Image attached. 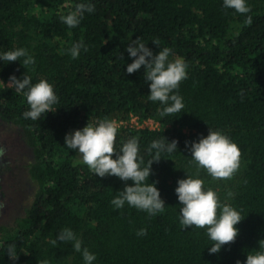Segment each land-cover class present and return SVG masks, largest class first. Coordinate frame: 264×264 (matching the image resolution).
I'll list each match as a JSON object with an SVG mask.
<instances>
[{"label": "trees", "instance_id": "trees-1", "mask_svg": "<svg viewBox=\"0 0 264 264\" xmlns=\"http://www.w3.org/2000/svg\"><path fill=\"white\" fill-rule=\"evenodd\" d=\"M79 3H92L95 11L85 12L71 28L60 17ZM246 3L251 11L241 15L225 8L223 0H0V53L24 48L35 59L27 69L19 60H0V77L8 82L28 72L33 84L47 80L58 97L53 112L33 121L23 116L29 110L23 93L0 87V122L21 131L33 154L28 173L38 186L24 214L0 226V264H85L71 242L51 243L65 228L96 256L92 264H246L249 253L264 251L259 248L264 240V0ZM247 16L251 25L245 24ZM137 37L154 55L168 47L169 60L188 65L176 93L185 105L180 113L160 115L164 106L148 99L143 66L127 73L134 58L126 48ZM81 41L88 50L82 48L74 59L67 50ZM133 116L161 125L159 130L118 127L116 150L137 138L141 167L155 155L148 152L152 141H178L177 150L161 153L151 166L148 182H157L165 202L164 212L154 216L127 203L115 209L111 200L134 182L94 175L65 147V135L87 123ZM210 129L227 135L241 151L238 179L225 191L205 170L197 174L185 146L207 137ZM8 170L3 159L0 179ZM188 176L202 179L205 191L211 188L244 218L235 226V242L217 254H209L214 242L206 229L180 226L183 205L175 189ZM140 229L147 234L138 236ZM13 243L15 260L6 251Z\"/></svg>", "mask_w": 264, "mask_h": 264}, {"label": "clouds", "instance_id": "clouds-1", "mask_svg": "<svg viewBox=\"0 0 264 264\" xmlns=\"http://www.w3.org/2000/svg\"><path fill=\"white\" fill-rule=\"evenodd\" d=\"M225 8L234 9L237 13L244 15L251 11L246 0H223ZM95 5L92 3H79L75 10L67 15H62L60 20L71 28H75L81 22L85 12L93 13ZM252 17L247 16L246 25H251ZM159 48V41H152ZM86 52L88 49L83 42L74 43L67 53L72 58H77L80 50ZM126 51L133 62L127 66V73L132 74L144 68V78L150 82V94L148 99L153 102L159 101L164 107L160 115L167 116L180 113L185 105L178 93L180 83L187 79L188 65L180 58L169 60L172 50L164 47L158 54L142 42L140 37L131 40ZM21 58H23L21 62ZM0 60L4 62L20 61L26 69L35 64V59L28 54L24 48L5 51L0 53ZM4 87L14 89L15 93H23L29 110L23 113L25 119L33 121L42 114L53 112L52 106L58 103V97L53 86L47 80L32 83V77L28 72L23 79L15 75L9 77L7 84L0 81ZM117 122L104 118L98 121L96 126L90 123L82 130L65 135V147L70 150H78V156L93 173L99 177L115 176L122 181H133L134 186L126 185L118 195L111 200L115 209H121L127 203L129 206L156 215L165 210V202L155 186L157 182H148L153 162H159L161 153H172L177 150L178 141L168 142L165 139L152 141L149 145V154L155 150V155L148 162V166L141 167L143 158L139 156V143L133 137L122 144L119 151L116 150ZM186 148L191 153L192 161L199 169H203L214 180H230L240 168L241 151L236 143L221 131L210 129L207 137H201L199 142H185ZM7 154V148L0 145V163ZM115 155V159L113 156ZM147 181V182H146ZM178 187L175 193L182 207H180V226L182 229L192 228L206 229L208 238L214 242L209 248V254H217L224 245L235 242L239 231L235 227L244 218L231 205L221 203L218 194L211 188L204 190V181L199 178L188 176L187 179L177 181ZM228 196H233L229 192ZM5 203L0 201V210L5 208ZM147 234L146 229H140L138 236ZM59 242H71L74 251L81 253L85 264H92L96 256L87 248L82 249L81 241L69 228L61 230L56 238L51 241L55 246ZM259 248L264 249V240L259 241ZM9 257L17 258L16 244H9L6 249ZM39 264H47V261ZM236 264H240L237 261ZM246 264H264V251H256L255 254L247 255Z\"/></svg>", "mask_w": 264, "mask_h": 264}, {"label": "rangeland", "instance_id": "rangeland-1", "mask_svg": "<svg viewBox=\"0 0 264 264\" xmlns=\"http://www.w3.org/2000/svg\"><path fill=\"white\" fill-rule=\"evenodd\" d=\"M0 145L7 148L4 159L9 165V170L0 179V201L6 205L0 210L1 226L10 224L24 214L32 203L38 186L31 180L28 173L33 154L26 145L21 131L0 122ZM75 157L77 161L82 162L78 156V150H75ZM237 179L238 175L235 174L230 180H216L215 185L218 190L225 191Z\"/></svg>", "mask_w": 264, "mask_h": 264}, {"label": "built area", "instance_id": "built-area-1", "mask_svg": "<svg viewBox=\"0 0 264 264\" xmlns=\"http://www.w3.org/2000/svg\"><path fill=\"white\" fill-rule=\"evenodd\" d=\"M0 81H3L5 85L7 84V82H5L1 77H0ZM0 87L7 88V87H4L3 84H0ZM7 89H11V88H7ZM117 126L119 128L123 127V128L137 129V130H145V129L159 130L161 128V125L155 122L154 120L140 121L139 118L134 117V116L131 117L130 120L128 121L117 122Z\"/></svg>", "mask_w": 264, "mask_h": 264}]
</instances>
